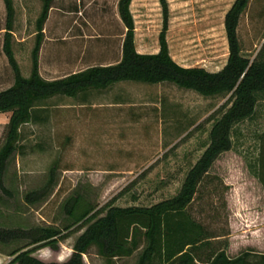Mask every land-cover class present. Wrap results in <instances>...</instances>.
Returning <instances> with one entry per match:
<instances>
[{
  "label": "rangeland",
  "instance_id": "obj_1",
  "mask_svg": "<svg viewBox=\"0 0 264 264\" xmlns=\"http://www.w3.org/2000/svg\"><path fill=\"white\" fill-rule=\"evenodd\" d=\"M119 0H52L43 29L39 72L53 80L89 66L119 59L125 27ZM169 53L178 64L218 71L228 45L224 15L234 0H167ZM11 48L24 77L32 65L36 20L41 0H13ZM134 43L140 53L158 51L162 27L159 0H132ZM6 9L0 0V91L14 75L4 53ZM241 53L252 60L264 44V0H250L237 28ZM227 97H205L170 82L121 81L83 96H55L37 103L40 121L24 124L16 151L7 160L0 190V227L50 226L62 229L70 220L64 201L81 194L97 208L149 206L177 193L185 173L208 143L213 121ZM9 113H0V147ZM264 131V93L254 115L235 125L232 149L221 154L202 179L189 205L191 216L210 234L214 247L236 256L252 249L264 252L263 189L253 173L258 135ZM56 163V182L41 201L24 196L39 190ZM73 231L57 250L44 247L33 255L45 262L69 259L77 236ZM23 242L0 243V264ZM85 264H105L95 248ZM135 257L117 264H133Z\"/></svg>",
  "mask_w": 264,
  "mask_h": 264
},
{
  "label": "trees",
  "instance_id": "obj_2",
  "mask_svg": "<svg viewBox=\"0 0 264 264\" xmlns=\"http://www.w3.org/2000/svg\"><path fill=\"white\" fill-rule=\"evenodd\" d=\"M41 12L36 20V37L32 49V65L24 77L11 48L13 0H3L7 19L3 50L14 75L13 84L0 91V113H9L7 132L0 147V190L7 160L16 151L20 129L24 124L41 120L37 103L55 96L76 98L90 90H102L121 81L150 84L170 82L177 87L205 96L227 97L222 112L209 130L208 143L197 160L185 173L179 190L170 198L149 206H115L109 201L97 208L81 194L67 198L62 211L70 220L62 229L50 226L1 228L0 243H18L6 264H85L83 255L95 248L105 264L135 257L133 264H264V252L249 249L236 256L227 253V243L214 247L210 234L197 222L188 208L198 187L218 157L231 150L232 131L236 124L251 118L260 95L264 93V44L250 60L242 55L237 28L250 0H234L224 15L223 25L228 45L225 65L218 71L203 67H185L173 60L166 39L169 20L167 0H159L162 27L156 53H140L134 43V20L130 11L132 0H119V16L125 32L121 59L110 65L89 66L69 75L45 80L39 72V52L43 29L52 0H41ZM258 154L253 173L263 189L264 207V131L258 135ZM57 164L48 174L45 186L28 192L24 201L34 204L43 200L56 182ZM77 236L72 253L64 262H45L33 253L48 247L57 250L59 243L73 231Z\"/></svg>",
  "mask_w": 264,
  "mask_h": 264
},
{
  "label": "crops",
  "instance_id": "obj_3",
  "mask_svg": "<svg viewBox=\"0 0 264 264\" xmlns=\"http://www.w3.org/2000/svg\"><path fill=\"white\" fill-rule=\"evenodd\" d=\"M121 59V52H120V55H119V59L118 60H116L114 63H117L119 60ZM114 63H112V64H114ZM111 64V63H110ZM110 64H108V65H110ZM115 84H118V83H115ZM115 84H113V85H111L110 87H108V88H111V87H113Z\"/></svg>",
  "mask_w": 264,
  "mask_h": 264
}]
</instances>
